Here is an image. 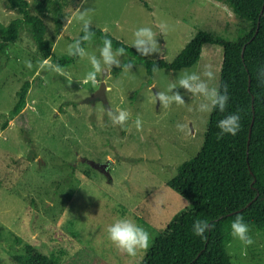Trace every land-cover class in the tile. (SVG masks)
Instances as JSON below:
<instances>
[{
    "label": "rangeland",
    "instance_id": "374dc122",
    "mask_svg": "<svg viewBox=\"0 0 264 264\" xmlns=\"http://www.w3.org/2000/svg\"><path fill=\"white\" fill-rule=\"evenodd\" d=\"M27 1L29 12L46 25L45 37L56 57L68 55V45L83 27L82 13L90 26L131 47L137 29L152 28L159 52L144 56L167 62L199 30L235 42L252 28L223 0ZM58 12L63 15L60 34L54 23ZM15 18H21L17 8L0 0V43L2 29ZM160 23L168 26L166 34L160 33ZM102 46L96 34L84 43L86 52L98 58ZM222 55L219 45L206 44L193 66L158 69L150 83L141 63H129L132 67L118 75L116 66L102 70L93 85L84 82L92 71L87 57L63 68L65 76L37 74V62L43 59L22 25L14 42L0 47V264H18L14 256L25 254V244L55 255L62 264H140L147 250L128 256L108 239L106 228L117 219H131L149 232L151 245L172 217L188 207L167 183L178 165L200 150L210 115L199 112L198 98L183 89V106L164 108L157 93L166 92L185 71L200 73L205 65L212 66L218 86ZM118 58L122 62L130 56ZM26 60L33 69L25 66ZM24 81L31 82L25 105L11 116ZM101 81L108 105L86 102ZM109 109L130 113L125 127L112 124ZM178 124L185 126L183 132ZM249 229L251 245L231 234L226 251L232 264H264V228Z\"/></svg>",
    "mask_w": 264,
    "mask_h": 264
},
{
    "label": "trees",
    "instance_id": "16d2710c",
    "mask_svg": "<svg viewBox=\"0 0 264 264\" xmlns=\"http://www.w3.org/2000/svg\"><path fill=\"white\" fill-rule=\"evenodd\" d=\"M8 2L17 8L21 18L11 20L2 29L0 47L14 42L19 29L25 25L42 59H50L63 69L78 58L53 54L51 43L45 37L46 25L39 16L29 12L27 0ZM223 2L233 14L251 24L249 33L233 42L199 30L170 62L163 58L147 59L134 47L90 26V31L102 41L104 37L112 41L113 50L123 47L130 56L121 62L122 67L113 68L115 75L123 65L141 63L149 83L154 66L156 70L178 71L197 62L203 45L222 48L218 87L223 92L227 86L226 111L210 113L200 150L193 158L180 163L175 176L168 181V186L188 201V207L175 214L160 230L140 264H232L226 247L236 216H243L245 223L257 229L264 228V0ZM62 19V13L58 12L54 20L57 34L61 33ZM82 28L75 39L83 36ZM30 87V81H24L19 87L11 116L23 109ZM235 113L241 117V130L235 136L224 134L218 138V121ZM196 220H207L214 225L205 233L206 238L195 235ZM24 252L14 256L18 264H62L55 255L42 254L31 244L24 245Z\"/></svg>",
    "mask_w": 264,
    "mask_h": 264
},
{
    "label": "clouds",
    "instance_id": "9594fccd",
    "mask_svg": "<svg viewBox=\"0 0 264 264\" xmlns=\"http://www.w3.org/2000/svg\"><path fill=\"white\" fill-rule=\"evenodd\" d=\"M79 20L83 21L82 31L84 34L68 45L67 54L80 59L87 57L91 64L92 71L87 73L84 82H91L95 85L97 83V74L101 73L102 70L107 69V71L110 72L113 66L118 68L122 67L118 57L125 54V49L119 47L113 50L112 41L104 37L103 46L99 49V58L96 55H89L82 45L84 42H91L94 33L90 31V21L85 19V14L82 13L79 16ZM157 27L162 35L166 34L168 31V26L165 23H160ZM133 35L134 40L132 46H134L141 55L147 56L159 52V44L156 39L157 34L152 28L141 27L137 29ZM24 63L29 70L33 69L34 65L32 61L26 60ZM37 67V74H39V71H50L60 76L66 75L64 69L58 64L52 63L50 59L38 61ZM131 67V64L123 65L125 70ZM153 70L156 71L155 66ZM68 78L71 79L70 77ZM215 79V72L211 65H205L203 71L200 73L185 71L175 83L168 85L166 92H158L156 98L164 108H169L173 104L183 106L185 104V99L180 91V89H183L184 92L190 93L193 97L198 98L199 103L197 105V110L199 112L211 113L214 110H218L223 113L226 111L229 100L227 86H224L222 92L218 86L213 84ZM107 115L113 125H119L122 128L125 127L130 117V113L123 109H117L115 112L109 109ZM240 120L241 117L238 113L229 114L220 119L217 123V127L220 129L218 138H221L224 134L235 136L241 130ZM134 123L138 131L142 130V121L139 118H137ZM177 127L182 132L185 130V126L182 124H178ZM212 227H214V225H210L207 220H196L193 224V231L195 235L206 238L205 233L210 231ZM106 231L108 239L113 245L130 257H136L140 251H146L150 246L149 232L131 219H117L114 223L107 226ZM249 232V225L244 222L243 216L237 215L231 224L232 236L239 239L247 246L254 243Z\"/></svg>",
    "mask_w": 264,
    "mask_h": 264
},
{
    "label": "water",
    "instance_id": "95a60500",
    "mask_svg": "<svg viewBox=\"0 0 264 264\" xmlns=\"http://www.w3.org/2000/svg\"><path fill=\"white\" fill-rule=\"evenodd\" d=\"M105 91H106L105 82L101 81L98 89L86 98V102L93 103L95 101H101L105 106H107L108 101L106 98Z\"/></svg>",
    "mask_w": 264,
    "mask_h": 264
},
{
    "label": "crops",
    "instance_id": "0c3cea01",
    "mask_svg": "<svg viewBox=\"0 0 264 264\" xmlns=\"http://www.w3.org/2000/svg\"><path fill=\"white\" fill-rule=\"evenodd\" d=\"M205 46H206V44L203 45V47H202V49H201V53H202L203 49H205ZM200 55H201V54H200Z\"/></svg>",
    "mask_w": 264,
    "mask_h": 264
}]
</instances>
